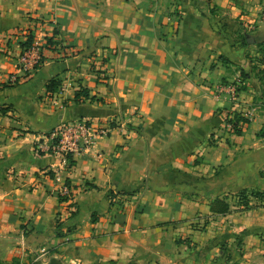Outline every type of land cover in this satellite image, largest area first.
<instances>
[{
    "label": "crops",
    "instance_id": "0c3cea01",
    "mask_svg": "<svg viewBox=\"0 0 264 264\" xmlns=\"http://www.w3.org/2000/svg\"><path fill=\"white\" fill-rule=\"evenodd\" d=\"M262 12L264 0H0V262L264 264V198L232 207L242 190L264 192V118L239 136L224 120L250 114L240 35L264 33ZM28 35L54 45L9 84ZM76 119L109 134L69 167L50 134ZM65 186L76 213L59 236ZM216 198L228 214L210 212Z\"/></svg>",
    "mask_w": 264,
    "mask_h": 264
},
{
    "label": "built area",
    "instance_id": "2783aa9c",
    "mask_svg": "<svg viewBox=\"0 0 264 264\" xmlns=\"http://www.w3.org/2000/svg\"><path fill=\"white\" fill-rule=\"evenodd\" d=\"M258 23H264V12L259 16ZM256 23V22H255ZM251 29H254L253 27ZM47 49L46 40L33 39L30 47L24 48L18 57L17 73L11 75L7 82L15 84L21 79L30 78L36 70L43 64V51ZM219 92L229 94V100L234 101L236 98V89L233 86L219 87ZM233 114L226 113L224 115L225 128L231 129L227 120L232 118ZM109 134V128L103 123L92 122L86 119H76L65 122L55 128L50 134V146L48 152L58 157L62 164H68V156L86 150ZM71 190L66 186L61 188L59 196L70 197ZM73 197V196H72ZM68 211H65L67 214ZM67 218L66 215L60 216L59 219Z\"/></svg>",
    "mask_w": 264,
    "mask_h": 264
},
{
    "label": "rangeland",
    "instance_id": "374dc122",
    "mask_svg": "<svg viewBox=\"0 0 264 264\" xmlns=\"http://www.w3.org/2000/svg\"><path fill=\"white\" fill-rule=\"evenodd\" d=\"M218 24V31L223 32L225 27L224 23L218 22ZM256 24L257 23H255L254 25L255 27L257 26ZM254 30L255 28H250L246 30V32L242 33V35H240L241 40L243 37H252L254 40V43L251 45L247 44V42L246 45H243L246 48L245 62L249 66L247 69V73L251 77L250 81L254 82L255 84L252 85V89L255 92V95L253 100L250 102V105L248 106L249 108H251L250 114H248V116H244L249 120V123L251 121V118L253 121L257 119V116L261 117L262 119L264 118V33L261 35H254L251 33ZM43 39L47 40V38ZM238 88L239 90L241 89L240 86ZM232 114H234V112ZM261 132L264 133L263 130H261ZM70 195L71 200L63 202L65 204V211H68L67 214H65V211L63 214L66 215L67 218H70V213L75 211V207L73 205L72 207H70L71 204H75L74 198L72 197L73 194ZM235 203L236 204H233L232 207H236L237 209L242 210L241 206H236L238 205V202ZM228 262L229 261H227L225 257H222V259L217 261L215 264H227ZM0 264H38V261L31 254L21 253L13 257L11 261L0 262ZM231 264H234V262Z\"/></svg>",
    "mask_w": 264,
    "mask_h": 264
},
{
    "label": "trees",
    "instance_id": "16d2710c",
    "mask_svg": "<svg viewBox=\"0 0 264 264\" xmlns=\"http://www.w3.org/2000/svg\"><path fill=\"white\" fill-rule=\"evenodd\" d=\"M205 2L209 3L211 2V0H204ZM221 34H223L222 32H220ZM226 37V36H225ZM34 37L32 35H28V37L26 38V41L23 43L22 48H27L30 47L32 42H33ZM227 39V38H226ZM242 45H246V38L243 37L242 40ZM54 43L52 42L51 39H47L46 40V47L47 49H51V47H53ZM241 77L243 79L248 77V74H245L243 71L241 72ZM60 84L57 81H50L47 85H46V91L47 93L53 94L54 92L57 91V89L59 88ZM85 99H88V91L87 89H82L79 92H77L74 95L73 98V102L74 103H78L81 101H84ZM228 123H230L231 125V129L229 130V132L233 135H241L242 134V130L243 128L249 124V120L247 118H245L244 116L240 115L239 113H234L232 115V118L230 120H227ZM257 136H261L264 137V133L260 132L259 134H257ZM74 164V162L72 161L71 156H68V166L71 167ZM237 201H238V206H241L242 210H246L249 207V199L250 198H264V192H257V191H246V190H242L237 194ZM60 202H66L71 200L70 197H62L59 196L58 197ZM72 205L75 207V211L70 213V218L73 217L76 213V205L75 204H71L70 207H72ZM230 207L231 205L224 199V198H216L214 200L211 201L209 208H210V212L214 215H226L229 213L230 211ZM62 224L63 222H61L60 220H58L56 222V231H57V235L61 236V232H62ZM67 233H70V229L67 228Z\"/></svg>",
    "mask_w": 264,
    "mask_h": 264
},
{
    "label": "water",
    "instance_id": "95a60500",
    "mask_svg": "<svg viewBox=\"0 0 264 264\" xmlns=\"http://www.w3.org/2000/svg\"><path fill=\"white\" fill-rule=\"evenodd\" d=\"M246 42H247V44L251 45V44L254 43V40H253L252 37H247V38H246Z\"/></svg>",
    "mask_w": 264,
    "mask_h": 264
}]
</instances>
